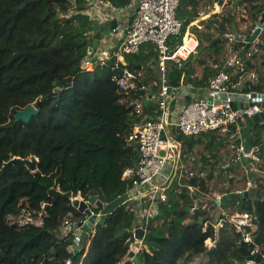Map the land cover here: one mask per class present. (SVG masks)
<instances>
[{"label": "trees", "instance_id": "16d2710c", "mask_svg": "<svg viewBox=\"0 0 264 264\" xmlns=\"http://www.w3.org/2000/svg\"><path fill=\"white\" fill-rule=\"evenodd\" d=\"M88 1L0 0V169L13 157L37 158L33 172L25 166H10L0 175V264H133L127 258L131 233L120 234L138 226L144 205L122 204V198H117L127 186L122 172L139 157L137 147L126 139L144 115L155 116L158 110L155 102H146L142 113L135 112L132 102L140 90L128 96L111 80L124 68L121 64L115 68L114 57L105 64L93 62L91 70L82 67L93 38L90 29L96 23L85 13ZM101 1L121 10L132 0ZM200 1L179 0L176 17L182 28L179 35L169 38L170 49L181 44L187 27L199 17ZM242 5L253 28L264 12V0H233V6ZM231 17V11L213 15V24H205L206 32L190 27L192 35H197L198 49L204 48L187 61L166 62L165 80L170 87L181 83L208 86L229 55L227 35L231 32L226 25ZM218 32L225 36L211 44ZM249 52L251 56L245 59ZM210 53L216 56L215 62L223 56L221 64L212 69L203 60ZM232 53L242 58L246 71L256 74L255 81L244 82L245 91L264 92V25L252 48L246 50L244 43L235 42ZM124 61L126 68L143 72V83L150 85L149 94L156 97L160 73L155 47L142 44L135 54L125 55ZM31 104L37 114L28 123L15 122V111ZM234 132L231 126L220 134L175 136L181 144L180 162L187 163L192 154L197 159L187 166L188 173L171 183L165 201L157 205L158 214L148 219L146 228L152 236L143 242L148 249L137 253L142 264H244L254 246L264 243V177L246 173L242 166L219 170L236 157V148L227 160L220 155L224 144L239 145ZM263 134L264 122L250 128L251 147L259 149L260 170L264 169ZM248 179L254 182L248 197L229 200L225 210L229 214L249 212L257 218L262 231L258 226L251 243H245L222 215L217 217L224 219L222 226L214 228L215 209L208 211L199 200L218 184L223 194L243 190ZM188 186L193 189L191 194ZM77 194L84 199L96 197L104 204L94 209L103 212V222L88 229L79 249L72 246L73 231L63 230L66 223L85 219L71 205L70 197ZM194 199L198 206L192 211ZM22 211L41 224H9L7 217ZM208 238L213 241L210 250L205 245Z\"/></svg>", "mask_w": 264, "mask_h": 264}, {"label": "built area", "instance_id": "2783aa9c", "mask_svg": "<svg viewBox=\"0 0 264 264\" xmlns=\"http://www.w3.org/2000/svg\"><path fill=\"white\" fill-rule=\"evenodd\" d=\"M179 0H136V7L129 19L128 31L125 39L122 41L116 52L110 53L105 47L111 49L115 46L117 39L121 36L123 28L119 26V17L124 14L121 10H102L93 0L88 1L89 8L85 12L92 20L98 23L108 22L116 19L120 28H114L110 36L101 40L99 48L96 51V59L92 61L91 56H86L82 60V67L91 70L93 62L105 64L107 61L115 58V68L121 64L124 68L119 75L112 76L111 80L126 95L130 96L137 89L140 90L138 99L132 102L133 108L137 114L142 113L143 106L148 102L147 94L150 85H145L142 81L143 72L141 70H130L126 68L124 56L135 54L142 44L150 43L158 52V71L160 73V91L156 96V105L158 114L155 116L144 115L142 121L136 124L129 135L126 143L137 147L139 157L135 165L125 169L122 172L121 179L127 182L124 191L117 198H122V204L126 202H137V206L144 208L138 215L136 224L130 229L132 241L129 242L128 251L138 253L141 248L148 247L143 244L144 241L137 240L134 237L133 230L142 227L148 231L146 224L149 218L158 214V203L166 199V190L169 189L174 180H179L182 176L184 166L181 165V144L175 139L177 134L199 135L210 131L224 132L228 127L234 126V136L240 140L237 147L234 162L241 157L248 158V164H243L246 173H255L259 177H264V169L260 170L262 163L256 156L258 147H250L249 152H245V145L241 143V122L251 120L254 115L264 112V92L253 90L245 91V81L253 82L256 80L254 71H246L242 58L232 53L233 45L238 42L236 39L246 38L254 30L255 26L246 34L229 35L230 52L222 68L209 79L207 87L194 88L191 85L180 84L179 87H170L165 80L166 62L168 60L187 61L195 54L198 48V42L194 36L184 38L181 44L169 48L168 40L170 37L180 34L182 22L176 17V8ZM89 9L91 11L89 12ZM124 11V10H123ZM264 25V24H263ZM191 42L190 45L187 42ZM242 42V41H240ZM244 43V42H242ZM255 43V42H254ZM250 48H252L253 44ZM249 48V49H250ZM249 52L245 59L251 56ZM90 65V66H87ZM238 75L236 81L232 77ZM135 94V93H134ZM182 98H191L190 101ZM160 98V100H159ZM178 98V99H177ZM174 107H172V103ZM240 106L235 107V104ZM245 105V106H244ZM233 162V163H234ZM186 172V170H184ZM254 186V182L248 179L242 191H249ZM189 194L193 189L188 186ZM223 193L215 192L206 195L202 200L203 208L208 211L215 209L216 217H212L215 222L214 228L222 226L224 219L217 218L218 215L224 216L230 223L236 233H239L245 243H251L254 240L259 224L249 212L229 214L225 209L219 206V199ZM83 200L92 215L101 219L103 212H95L97 208L91 205L87 199L79 194L70 197ZM198 206V200L194 199L191 210ZM9 224L25 225L34 223L40 225L39 219H33L30 215L22 211L17 216H8ZM190 221L189 219L186 222ZM83 225L88 222V217L82 220ZM98 223V222H96ZM207 221L204 223L206 226ZM73 226V227H71ZM205 227L203 231H205ZM64 233L73 231L72 246L76 249L82 246L84 235L77 224L66 223L63 227ZM88 230V229H87ZM211 238L206 239L205 245L208 250L212 248ZM255 259L264 262V243L256 244L250 252V258L244 264H257ZM69 261L66 262L68 264Z\"/></svg>", "mask_w": 264, "mask_h": 264}, {"label": "water", "instance_id": "95a60500", "mask_svg": "<svg viewBox=\"0 0 264 264\" xmlns=\"http://www.w3.org/2000/svg\"><path fill=\"white\" fill-rule=\"evenodd\" d=\"M263 24H264V12H262L260 17L258 18V20L255 21V28L248 37H246V38L237 37L236 38L238 40V42L242 41L245 43V49L246 50L250 48L252 43L256 42L258 36L261 33V29H262ZM128 25H129V23H127L125 28L122 30L121 36L117 39L115 46L112 47L111 49H109L108 47H105V50H107V51L109 50L110 53L117 51L118 47L120 46V44L122 43V41L126 37V33L128 31ZM114 28H120L118 26V22L116 21V19L109 20L108 24L106 26L102 25L101 23H98V22L93 24V26L90 29V32L92 33L93 38H92L91 45L87 49V55L92 57V61H94L96 59V51L99 48L101 40L105 37L110 36L112 33V30ZM219 40H220V38H216V39L212 40L211 44H214L215 41H219ZM203 48H204L203 46L200 47L198 49V52H201L203 50ZM140 67H141L140 65L136 66L137 69H139ZM149 71H151L150 68H149ZM147 98H148V102H150L151 96L149 93L147 94ZM159 100H160V98H159ZM234 106L238 107L240 105L236 103ZM37 112H38L37 109L34 107L33 104H31V105H28L27 107H25L24 109L16 110L14 115H13V119L15 122L21 121L23 123H28L30 121L31 117L36 115ZM259 122H264V112H260L256 115H254L253 118L251 120H249L242 127L241 136H240L241 140H245L246 138H248L249 131H250V128L252 127V125L255 123H259ZM209 134H210V132H207V135H209ZM249 150H250V148H248V147L245 148L246 153L249 152ZM248 161L249 160L247 157H241L240 160H238V161H236L230 165L219 167V170L223 171V172L229 171V170H232L236 167H241L243 164H248ZM36 164H37V158L34 156H31V157L25 158V159L20 158V157H13L12 159H10L9 161H7L3 164V166L0 169V175L2 173H4L5 171H7L10 166H25L29 171L33 172L36 170ZM248 195H249V191L231 192L229 194H223L219 199V206L222 210H224L226 208V205H227L229 200H235V199L239 200V199L248 197ZM88 201L91 205H94L97 208L102 209L104 207V204L102 202H100V200L96 197H89ZM71 205L75 209H77L80 213H82L86 217H88V222L85 225H83V222L80 221L77 224V227H80L81 229L82 228L92 229L97 224L96 222H100V223L103 222V220H101L95 214L94 215L91 214L90 210L88 209L86 203L83 200H79L78 198H73L71 200ZM198 223H201V219L198 220ZM71 227H73V226H71ZM259 228H260V231H262V225L261 224H259ZM130 229L125 230L120 235H123L124 233L129 232ZM133 234H134V237L140 241H144L145 238L152 236L151 232L145 231L142 227L135 228L133 230ZM127 258L132 260V262L135 264H142L141 261L138 259L137 254L134 253L133 251H128ZM255 262L257 264H264V262L259 261L257 259H255Z\"/></svg>", "mask_w": 264, "mask_h": 264}, {"label": "rangeland", "instance_id": "374dc122", "mask_svg": "<svg viewBox=\"0 0 264 264\" xmlns=\"http://www.w3.org/2000/svg\"><path fill=\"white\" fill-rule=\"evenodd\" d=\"M200 6H201V12L206 13V15L209 17L208 19H210V17L215 13L221 16V15H224L225 13L228 14V12L231 11V14H232L231 22H230V24L226 25V29L229 33L231 32L230 33L231 35H234L237 33L239 34L240 31L243 30L245 26H246V28L250 27L249 18L247 16V14L245 13V9H244L245 5H242L240 7H235V6H233V1H231V0H215V1L212 0L211 2L209 0H202V2L200 3ZM197 30H199L200 32H202V31L206 32L205 24L203 23L202 27L201 28L198 27ZM212 31H214V30H211L210 32H212ZM190 32H192V31L190 30ZM218 34L219 35L216 38L225 36L224 34H221L220 32H218ZM193 35H194V37L197 38L196 33H194ZM228 36L229 35H227V37ZM195 53H198L197 50ZM222 57L223 56L219 57V59H218L219 62H215L216 56L213 55L212 53H210L208 56L204 57L203 60L205 61V64L207 66H209V68L212 69V68H215L216 66H218L219 64H221V62L223 61ZM87 66H90V65H87ZM220 133H223V132L218 131L217 134H220ZM263 138H264V134H263ZM241 143L244 144L245 147L250 148L252 146L251 136L249 135L248 138H246L245 140H242ZM235 147L236 146L234 145V143L233 144H224V146L220 148V155L223 158H225V160H227L229 154H231V152H232V149ZM188 156H189V159L187 160V163H185L184 161L181 162V165L184 166V170H186V172H184V170H183V172L181 171L182 175H183V173L189 172L190 169H188L187 166L190 165L191 162H194L193 160L197 159V156L195 154H192L191 157H190V155H188ZM213 176L216 178L215 173ZM214 180L212 182H214ZM221 185L222 184H218V186L213 189L214 191H212V193L218 192L220 190ZM81 231L82 232H88V230L85 228H82ZM133 264H135V263H133Z\"/></svg>", "mask_w": 264, "mask_h": 264}, {"label": "crops", "instance_id": "0c3cea01", "mask_svg": "<svg viewBox=\"0 0 264 264\" xmlns=\"http://www.w3.org/2000/svg\"><path fill=\"white\" fill-rule=\"evenodd\" d=\"M94 2H95V4H97L98 5V7L100 8V9H102V10H106V11H110V10H113L114 8H112V6H110L107 2L105 3V2H103V1H101V0H93ZM215 1V0H214ZM231 1H233V0H231ZM236 1H238V0H236ZM202 2V0L200 1V3ZM200 3H199V17L197 18V19H195V21L194 22H191L190 23V25L187 27V29H186V32H185V34H184V38L186 39L188 36H190V35H192V33L190 32V27L192 28V27H194V26H196L197 28L199 27V28H201L202 27V24L204 23V24H207L208 22L209 23H212L211 22V17L213 16V15H218V14H213L211 17H210V19H208L209 17L206 15V13H202L201 12V6H200ZM135 7H136V0H132L131 1V4L128 6V7H126V8H124V9H121V11L122 12H124V14H121L120 15V17H119V26L121 27V28H125V26L127 25V23H128V21H129V18H130V15L133 13V11L135 10ZM116 10V9H115ZM124 10V11H123ZM91 11V9H89V12ZM120 11V10H119ZM129 16V17H128ZM208 21V22H207ZM249 22H250V20H249ZM108 24V22H104V23H102V25H107ZM213 24V23H212ZM201 26V27H200ZM252 27H251V22H250V27L249 28H246V26L244 27V29L243 30H241L240 31V33L243 35V34H246L247 32H249L250 31V29H251ZM193 36V35H192ZM195 38V37H194ZM197 52H198V48H197ZM150 96H151V100H150V103H152V102H155L156 100V97L154 96V95H151L150 94ZM182 97H184V96H179V99H181V100H183V99H186V98H182ZM178 99V98H177Z\"/></svg>", "mask_w": 264, "mask_h": 264}, {"label": "flooded vegetation", "instance_id": "af4514ba", "mask_svg": "<svg viewBox=\"0 0 264 264\" xmlns=\"http://www.w3.org/2000/svg\"><path fill=\"white\" fill-rule=\"evenodd\" d=\"M245 44V43H244Z\"/></svg>", "mask_w": 264, "mask_h": 264}]
</instances>
